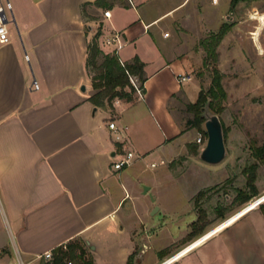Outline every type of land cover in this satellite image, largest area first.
I'll use <instances>...</instances> for the list:
<instances>
[{
	"label": "crops",
	"instance_id": "0c3cea01",
	"mask_svg": "<svg viewBox=\"0 0 264 264\" xmlns=\"http://www.w3.org/2000/svg\"><path fill=\"white\" fill-rule=\"evenodd\" d=\"M8 1L0 264H57L54 250L68 246L75 253L61 264H158L193 241L168 264H264V210L220 211L210 188L223 178L170 174L164 189L143 175L148 159L156 166L184 153L189 130L177 105L197 100L200 41L224 24L231 0ZM221 3L223 11L214 8ZM115 32L119 62H142L143 89L96 105L88 44ZM122 151L133 159L116 170Z\"/></svg>",
	"mask_w": 264,
	"mask_h": 264
},
{
	"label": "rangeland",
	"instance_id": "374dc122",
	"mask_svg": "<svg viewBox=\"0 0 264 264\" xmlns=\"http://www.w3.org/2000/svg\"><path fill=\"white\" fill-rule=\"evenodd\" d=\"M214 8L223 11L224 5L221 3ZM231 8L223 18L224 23L232 26L230 37L224 41L221 51H218L220 42L216 46V60L208 57L205 51L203 67L195 70L206 95L211 86L213 69H218L221 74L225 98L214 99L208 96L202 114H216L207 108L208 102L218 108L217 115L223 122L225 133L224 159L210 164L199 158V151L207 138L204 122L198 127L189 125L187 120L192 119L193 114L187 109L188 103L181 99L177 106L184 119H187L184 129L189 130L184 153L171 163H157L154 167L150 166V162L155 159H148L147 166L143 164L142 167L143 175L156 178L159 187L164 189L171 183L167 181L170 174L183 173L209 180L223 178L210 190L220 193V211L238 207L237 212L264 195V149H261L264 146V0H237ZM227 15H230L229 19ZM96 40L101 51L96 58L98 64L104 55L116 56L113 45L99 38ZM90 70L97 72L91 66ZM128 79L132 87L126 86L124 90L132 95L138 94V88L141 93V80L133 75H129ZM199 137L200 142L197 141ZM201 195L197 196L196 201ZM255 209L264 210V200L248 211ZM199 211L201 214L202 209Z\"/></svg>",
	"mask_w": 264,
	"mask_h": 264
},
{
	"label": "trees",
	"instance_id": "16d2710c",
	"mask_svg": "<svg viewBox=\"0 0 264 264\" xmlns=\"http://www.w3.org/2000/svg\"><path fill=\"white\" fill-rule=\"evenodd\" d=\"M237 0H231L232 5ZM231 24L224 23L217 32L210 33L207 37L200 41V44L206 51L208 57H212L214 60L217 58L216 46L230 29ZM97 34L88 44V56L86 59V66L97 69V72H92V86L97 92L91 97L92 101L98 105L107 101L108 104L115 97L131 99L130 92L124 90L126 86L132 87L129 82V75H138V78L143 81L142 78V62L135 57L132 63L120 64L118 58L114 55H104L103 60L98 64L96 62L97 56L101 53L97 45ZM205 62V59H204ZM91 71V70H90ZM121 89V90H120ZM141 89L143 86L141 85ZM211 98H225V92L221 85V74L218 69L214 68L212 71L211 86L208 89V95L204 94L201 89L198 94V98L194 103H188L187 109L193 114V118L188 120L187 123L192 127H198L205 121V116L202 114L203 108L206 104L207 97ZM207 108L214 110V113H218V108H214L211 102L207 103ZM222 127H223V122ZM223 135L225 138L224 127ZM261 149H264L262 146ZM55 256L53 263L61 264L65 257L71 256L75 253L74 246H68L67 250H63L62 247H58L54 250Z\"/></svg>",
	"mask_w": 264,
	"mask_h": 264
},
{
	"label": "built area",
	"instance_id": "2783aa9c",
	"mask_svg": "<svg viewBox=\"0 0 264 264\" xmlns=\"http://www.w3.org/2000/svg\"><path fill=\"white\" fill-rule=\"evenodd\" d=\"M212 2H217V0H212ZM12 11V5L10 3V1L8 0H2L0 1V43H5L8 42L10 39L9 36V32H8V28H7V16L11 13ZM104 16L105 17H109L110 13L109 11H104ZM167 35V33H165V36ZM106 44H111L113 45V51L115 54L118 53L119 49L123 46L119 35L117 32H115L110 38L105 40ZM25 59L28 60V56L25 55ZM120 63H122V61L120 60ZM186 77L184 76H180L178 78L179 81H183L185 80ZM131 82L134 84L133 79L130 77ZM135 85V84H134ZM39 87L38 83L36 82V80L32 81V88L37 89ZM137 91L139 92L140 90L137 88ZM109 128H114L115 124L113 121L109 122L108 124ZM198 142L201 141V137H199L197 139ZM133 159V153L131 151H122L118 154V159L113 163V168L116 170L121 169L122 167L128 166L131 164ZM151 166L153 167L154 164H151ZM205 237V236H204ZM201 240V239H200ZM195 243V241L191 242L190 244ZM190 244L186 245L184 248L188 247ZM182 248L181 250H179L178 252H176L174 255H172L171 257L161 261L158 264H168L171 261H173L177 256L180 255L181 251L184 249Z\"/></svg>",
	"mask_w": 264,
	"mask_h": 264
},
{
	"label": "water",
	"instance_id": "95a60500",
	"mask_svg": "<svg viewBox=\"0 0 264 264\" xmlns=\"http://www.w3.org/2000/svg\"><path fill=\"white\" fill-rule=\"evenodd\" d=\"M226 17L229 19L230 15ZM80 89L84 90L85 86L82 85ZM204 116L207 138L203 148L199 151V158L210 164L219 163L224 159L226 153L222 123L217 114L205 113ZM146 188L144 186V189Z\"/></svg>",
	"mask_w": 264,
	"mask_h": 264
},
{
	"label": "bare ground",
	"instance_id": "6f19581e",
	"mask_svg": "<svg viewBox=\"0 0 264 264\" xmlns=\"http://www.w3.org/2000/svg\"><path fill=\"white\" fill-rule=\"evenodd\" d=\"M264 200V195H262L260 198H258L256 201L252 202L249 206H247L246 208H244L243 210L240 211V213L245 212L247 210H249L250 208H252V206L256 205L257 203L261 202Z\"/></svg>",
	"mask_w": 264,
	"mask_h": 264
}]
</instances>
